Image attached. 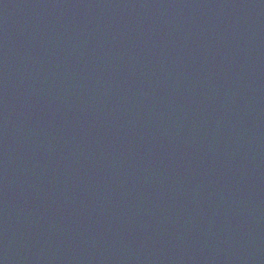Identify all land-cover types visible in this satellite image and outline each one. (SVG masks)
Here are the masks:
<instances>
[{
  "label": "water",
  "instance_id": "water-1",
  "mask_svg": "<svg viewBox=\"0 0 264 264\" xmlns=\"http://www.w3.org/2000/svg\"><path fill=\"white\" fill-rule=\"evenodd\" d=\"M0 264H264V0H0Z\"/></svg>",
  "mask_w": 264,
  "mask_h": 264
}]
</instances>
